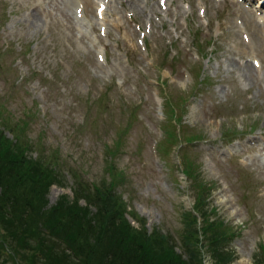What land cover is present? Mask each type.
Masks as SVG:
<instances>
[{
	"label": "rangeland",
	"instance_id": "374dc122",
	"mask_svg": "<svg viewBox=\"0 0 264 264\" xmlns=\"http://www.w3.org/2000/svg\"><path fill=\"white\" fill-rule=\"evenodd\" d=\"M257 2L0 0V124L25 136L31 159L40 151L58 158L59 182L45 187L44 208L66 203L91 213L73 189L117 170L128 237L185 258L180 212L195 198L186 158L210 187L211 220L234 231L221 248L228 263L255 264L264 245V4ZM228 128L235 138L246 133L226 143ZM174 132L179 144L169 141ZM3 220L0 264L79 263L55 257L63 241L31 229L22 235ZM203 263L214 264L208 253Z\"/></svg>",
	"mask_w": 264,
	"mask_h": 264
},
{
	"label": "trees",
	"instance_id": "16d2710c",
	"mask_svg": "<svg viewBox=\"0 0 264 264\" xmlns=\"http://www.w3.org/2000/svg\"><path fill=\"white\" fill-rule=\"evenodd\" d=\"M182 99L187 100V97L182 95ZM164 100L167 111L180 120L181 114L174 112L173 105L177 104L168 98ZM132 120L137 121L135 113L130 116ZM2 127H7L14 138H6L5 128ZM18 132L15 125L0 124V214L6 219L3 221L9 229L15 228L22 235L31 229L33 235L37 233L36 237L51 235L63 241L65 248L55 257L64 253L63 259L67 263L75 262V258L78 264H204L203 253H208L214 264H229L221 248L228 245L234 231H230L221 220H211L205 204L210 187L197 179L199 167L193 161L183 157V173L193 178L195 196L192 209L180 212V249L181 256L185 258L177 254L165 257L158 254L160 250L156 251L149 239L137 243L128 237L129 225L122 224L125 207L121 196L116 193V186L123 183L117 170L108 169V175L100 176L91 187L78 183L73 189L74 200L85 199L94 208L91 213L80 216L76 205L67 206L66 203H58L50 211L45 209V187L59 182L58 172L52 165L58 158L40 151L36 159H31L26 155L28 140L25 136L20 138ZM167 134L171 137L170 142L175 140L179 144L178 133ZM196 137L190 135L192 139ZM116 150L108 149L107 156L111 158ZM161 158L165 160L164 155ZM139 223L144 226L142 220ZM258 253L255 264H264L263 244H260Z\"/></svg>",
	"mask_w": 264,
	"mask_h": 264
},
{
	"label": "bare ground",
	"instance_id": "6f19581e",
	"mask_svg": "<svg viewBox=\"0 0 264 264\" xmlns=\"http://www.w3.org/2000/svg\"><path fill=\"white\" fill-rule=\"evenodd\" d=\"M258 3V2H257ZM31 18V23L32 24H37L38 23V18L37 17H30Z\"/></svg>",
	"mask_w": 264,
	"mask_h": 264
}]
</instances>
